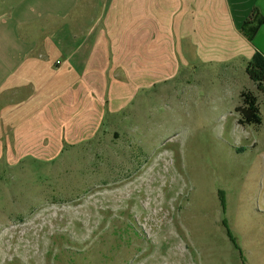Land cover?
Listing matches in <instances>:
<instances>
[{
    "label": "rangeland",
    "instance_id": "rangeland-1",
    "mask_svg": "<svg viewBox=\"0 0 264 264\" xmlns=\"http://www.w3.org/2000/svg\"><path fill=\"white\" fill-rule=\"evenodd\" d=\"M181 54L89 139L44 131L2 167L0 264H264V125L236 113L256 85Z\"/></svg>",
    "mask_w": 264,
    "mask_h": 264
},
{
    "label": "crops",
    "instance_id": "crops-1",
    "mask_svg": "<svg viewBox=\"0 0 264 264\" xmlns=\"http://www.w3.org/2000/svg\"><path fill=\"white\" fill-rule=\"evenodd\" d=\"M255 9L264 0H0V179L44 139H89L181 53L246 70L264 55V24L242 31Z\"/></svg>",
    "mask_w": 264,
    "mask_h": 264
},
{
    "label": "trees",
    "instance_id": "trees-1",
    "mask_svg": "<svg viewBox=\"0 0 264 264\" xmlns=\"http://www.w3.org/2000/svg\"><path fill=\"white\" fill-rule=\"evenodd\" d=\"M264 24V17L258 9H255L243 26L244 35L252 41L259 28ZM249 78L256 84L257 93L243 90L240 94V105L236 107L239 116V124L242 126L263 125V115L261 111L260 95H264V55L257 53L246 68ZM243 259V253L240 251Z\"/></svg>",
    "mask_w": 264,
    "mask_h": 264
}]
</instances>
